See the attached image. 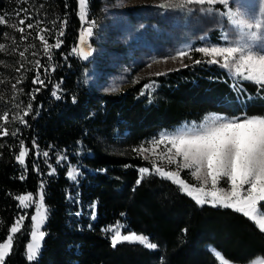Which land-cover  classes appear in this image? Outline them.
Segmentation results:
<instances>
[{
  "label": "trees",
  "instance_id": "16d2710c",
  "mask_svg": "<svg viewBox=\"0 0 264 264\" xmlns=\"http://www.w3.org/2000/svg\"><path fill=\"white\" fill-rule=\"evenodd\" d=\"M22 2L0 0V16L16 5L22 9ZM34 2L38 25L30 40L37 43L35 55L28 52L31 43L18 39L26 50L28 66L14 88L4 94L0 90L4 95L0 96V116L5 112L9 115L8 135L0 136V242L14 219L23 211L28 213L5 264H216L208 245L233 263L242 264L255 256L264 258V233L253 222L231 209L197 205L133 151L158 131L198 123L208 113L264 116V100H246L242 111L227 73L205 60L194 64L200 58L197 55L188 67L155 77V90L149 95H140V84L118 95L89 91L85 75L88 65L73 51L82 28L78 0ZM86 2L87 21L97 23L103 0ZM61 30L63 36H59ZM38 32L50 45L59 38L61 47L45 54ZM8 35V29L0 23V45ZM15 35L12 33L13 41ZM3 59L0 48V62ZM37 71L43 85L33 84ZM243 86L250 94L256 93L254 84ZM37 88L39 92H35ZM25 111L26 123H21ZM20 141L29 149L26 173L15 159ZM44 151L49 152L47 158ZM61 156L65 159L60 160ZM141 167L149 168L142 178L138 171ZM50 168L55 172L49 174ZM69 171L76 180L68 177ZM21 175L26 178L21 180ZM41 181L48 209L42 228L46 235L37 257L28 261L26 243L34 206L22 210L15 197L28 193L35 196ZM186 182L191 183L189 178ZM93 210L95 219L91 218ZM115 224H120L123 232L146 235L157 248L130 243L113 248L108 229Z\"/></svg>",
  "mask_w": 264,
  "mask_h": 264
},
{
  "label": "snow or ice",
  "instance_id": "6c2138e0",
  "mask_svg": "<svg viewBox=\"0 0 264 264\" xmlns=\"http://www.w3.org/2000/svg\"><path fill=\"white\" fill-rule=\"evenodd\" d=\"M218 4L223 6V10L218 11L217 16L230 21L229 29H225V31H230V34L225 35L220 44L185 47L177 51L176 56L181 60L184 57L191 60L192 51L201 53L209 58L205 61L206 63L219 64L235 77L254 82L258 90H264V32H261L262 24H264L261 19V13L264 12V0H231V3L230 0H169L167 5H161V7L182 9L187 5H207V9H201V11L211 13ZM78 5L79 19L83 25L88 23L87 2L78 0ZM233 17H238V19H233ZM26 19H31V17ZM3 22L4 18L0 17V23ZM19 23L24 25L25 19H20ZM91 23L94 25L95 21ZM27 27L31 29L33 24H28ZM19 31L23 33L24 29L20 28ZM43 31L47 29H42L41 32ZM41 32L37 33V39L42 43L45 54H48L52 48L61 47L62 41L59 38L50 45ZM63 34L61 30L59 36ZM92 35V26L84 28L79 37L80 42H84L85 36L91 37ZM0 48H3V45H0ZM89 55L91 53L84 54V59H88ZM20 56L23 57L24 52H20ZM48 59H51V56ZM201 62L200 59L193 61L197 65ZM36 64L39 66L40 61L37 60ZM147 66H151L150 63ZM54 70L53 68L52 71ZM47 71L48 69L45 68V72ZM33 84H44V81L40 79L39 71L33 79ZM148 87L149 85H145V88ZM35 92H39V88L35 89ZM52 95L57 99L60 98L55 91ZM34 98L32 95L33 100ZM27 107L30 111L32 105L29 103ZM28 111L20 116L21 123H26L23 117L28 115ZM13 119L16 117L13 116ZM0 120L7 123L8 113L5 112L0 116ZM0 134L8 135L7 129L0 130ZM15 134L13 132V135ZM151 144V149L141 146L139 149L134 148L133 151L144 153L151 150L155 154L157 148L163 145L164 157L169 164L175 165V170L165 171L153 164L156 174L178 185L197 205L210 204L213 207L231 209L235 213L242 214L254 223L259 232L264 233V116L249 115L246 112L232 117L223 114L216 115L199 126L193 124L175 134L160 135L158 139H153ZM33 147L38 146L33 143ZM28 154L29 149L24 146L23 141H20V150L15 159L24 168L25 173L27 172L26 157ZM43 156L47 158L49 152L44 151ZM59 159L63 160L65 157L61 156ZM182 170H190V175L200 182L199 185L194 186L187 183L181 177ZM33 171L39 172V169L33 168ZM138 171L142 178L143 174L149 172V168L141 167ZM54 172L55 169L50 168L49 174ZM67 175L70 179L76 180V175L72 171H69ZM25 178L26 175L20 176L21 180ZM221 181L224 182V186H220ZM139 183L140 179L137 180V185ZM15 199L19 201V207L22 210H27L34 204L30 240L26 243V258L28 261H33L46 235L42 230L48 219L44 182L39 183L35 198L33 194L28 193L19 195ZM91 218L95 219L94 210ZM26 219H28V213L23 211V214L14 219L5 239L0 242V264H5L6 257L12 253L14 237L22 231ZM123 242L138 243L147 249L157 248V244L150 242L144 234L135 232L122 234L120 230H115L111 236V246L115 248Z\"/></svg>",
  "mask_w": 264,
  "mask_h": 264
},
{
  "label": "rangeland",
  "instance_id": "374dc122",
  "mask_svg": "<svg viewBox=\"0 0 264 264\" xmlns=\"http://www.w3.org/2000/svg\"><path fill=\"white\" fill-rule=\"evenodd\" d=\"M168 2L169 0H103L100 20L94 25L91 22L82 25L73 48V51L75 49L74 53L84 64L88 65L85 75L89 91L97 92L100 95H118L124 94L127 90L140 84L138 91L140 95L146 92L149 95L151 90H155L153 79L160 76L157 75L158 73L162 75L180 70L184 68V65H188L195 55L199 56L200 60L209 59L201 53L192 51L190 53L191 60L187 57L181 60L176 56L177 51L189 46L194 48L195 46L220 44L223 37L230 34V31H225V29H229L230 21L217 16V12L223 10L222 5H216L213 12L208 13L201 11V9H207V5H187L182 9L161 7V5H167ZM20 6L22 9L19 10V5H16L13 11L11 7L9 11L0 16L4 18L2 24L9 31L7 40L1 48L4 55V59L0 62L1 94L14 88L13 85H17L25 74V69L28 66L26 50L22 49L25 39L31 43L28 45L30 55L34 53V47L37 46V43L32 44L33 40L30 38H33L32 31L38 25L34 20L38 7L34 0H23ZM27 17H31V19H26ZM20 19H25L24 25L19 23ZM233 19H238V17H233ZM261 19L264 21V12L261 13ZM28 24H33V27L28 29ZM88 26L93 27V35L85 36L84 42L81 43L80 34ZM20 28H23L24 32L17 38V33H21ZM261 32H264V24H262ZM12 33H16L14 41ZM20 38L23 43L17 42ZM84 44H87L91 51L88 59H84V54H88L83 49ZM20 52H24L23 57L20 56ZM149 63L151 66H147ZM210 65L227 73L230 79V89L236 94L237 102L242 105V111H244L243 105L246 100L256 97L264 100V95L260 92L264 90H258V86L254 82L235 77L219 64ZM244 83L254 84L256 93L250 94L246 91ZM145 85H149V87L145 88ZM142 90L143 94H141ZM0 96L4 97V95ZM216 115L221 114L208 113L198 123H182L170 130H160L153 139H158L160 135L175 134L193 124L199 126L210 121ZM2 129H6V123L0 120V130ZM153 139L146 142L143 147L151 149ZM116 149L118 148H115V151ZM134 152H137L138 156L150 163L152 167L155 164L165 171L175 170V165L169 164L163 155V145L157 148L155 154L151 150L144 153ZM183 173V179L189 178L191 185H199L200 182L190 175V170H182L181 177ZM220 186H224L223 181ZM205 205L211 206L210 204ZM115 230H120L122 234L127 233L123 232L120 224H115L108 229L110 238ZM207 249L216 259V264H239L224 259L211 245H208ZM242 264H264V258L255 256Z\"/></svg>",
  "mask_w": 264,
  "mask_h": 264
},
{
  "label": "bare ground",
  "instance_id": "6f19581e",
  "mask_svg": "<svg viewBox=\"0 0 264 264\" xmlns=\"http://www.w3.org/2000/svg\"><path fill=\"white\" fill-rule=\"evenodd\" d=\"M83 49H84V51H86L87 53L91 52V51H90V48H89V46H88L87 44H84V45H83Z\"/></svg>",
  "mask_w": 264,
  "mask_h": 264
}]
</instances>
